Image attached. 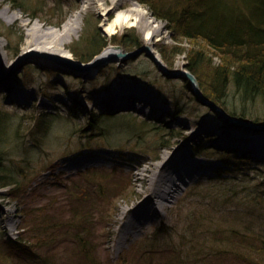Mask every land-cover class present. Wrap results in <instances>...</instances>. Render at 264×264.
Returning <instances> with one entry per match:
<instances>
[{"label": "rangeland", "instance_id": "rangeland-1", "mask_svg": "<svg viewBox=\"0 0 264 264\" xmlns=\"http://www.w3.org/2000/svg\"><path fill=\"white\" fill-rule=\"evenodd\" d=\"M20 1L22 8L13 6L10 0H0V38L5 56L4 65H0V111L7 122L1 145L6 156L3 159L25 185L17 199L6 195L9 186L0 187L2 232L13 239L20 235L34 242L22 233L28 227L30 215L58 212L57 216L66 221L71 207L66 195L80 197V192L87 193L89 188L97 190L99 183L107 182L110 186V177L102 173L114 170L126 187L120 193L113 190L103 205L101 196L94 192L98 204L92 211L98 212L90 225L89 241L95 247L97 264H168L169 257H175L174 264H264V254L241 247L237 240H232L233 236H228L230 229L245 230L250 223L253 229H264V164L229 159L231 152L223 158L216 153L246 147L264 161V146L253 147L257 135H262L264 142V123L231 116L229 120L218 118L208 111L200 88L199 99L188 94L192 84L179 76L189 72L184 54H170L168 66L159 52V48L169 50L174 44L197 49L202 43L191 46L185 39H173L166 21L153 15L147 3L137 0H122L114 11L109 7L110 0H105L104 6L109 7L106 22L113 20L116 11L128 8L131 1L146 11L137 25L116 26L110 35L103 30V16L94 0ZM84 2L86 7L80 13L78 29L69 26L61 30ZM147 16L153 17L159 26L157 36L149 43L145 38ZM95 30L108 40L100 52L107 46L122 52L148 46L168 71L159 69L143 51L127 59L112 56L86 71L57 64L39 54L21 55L28 40L40 44L58 42L70 52L82 33ZM9 31L12 33L8 34ZM131 34L140 45L128 49L119 41ZM19 57L21 60L15 63ZM215 57L213 62L217 61ZM72 60L76 61L73 56ZM210 67L204 62L200 69L210 74ZM182 79L187 80L186 85ZM142 88L148 92L151 105L140 103L143 98L135 92ZM231 99L238 102L235 97ZM173 100L178 102L175 109ZM213 107L220 110L218 105ZM93 108L105 112H96L103 128L101 136L98 129L89 130L87 126ZM33 111L45 114V128L39 130L36 126L31 117ZM102 114L108 117L102 119ZM231 126L248 127L250 132ZM196 141L206 143L207 149L200 155L194 154ZM167 142L170 144L161 148ZM172 148L178 149L174 155ZM74 151L79 153L75 157L71 156ZM180 156L182 165L196 174L183 173L185 180L176 181V192L162 202L164 206L158 214L142 220L139 232H126L116 250L120 235L134 227L133 224L127 228L129 221L137 222L132 218L133 209L140 200L152 197L156 185L151 179L166 172L159 163ZM87 157L95 161L84 165ZM219 166L231 172L229 178L214 176ZM46 205L51 207L44 209ZM56 229L51 230L56 247H24L30 253V264L46 263L48 255H52V264H85L87 261L80 260L76 253L71 233ZM17 252L21 254L23 250Z\"/></svg>", "mask_w": 264, "mask_h": 264}, {"label": "trees", "instance_id": "trees-1", "mask_svg": "<svg viewBox=\"0 0 264 264\" xmlns=\"http://www.w3.org/2000/svg\"><path fill=\"white\" fill-rule=\"evenodd\" d=\"M10 1L13 6L22 8L23 4L20 0ZM137 1L147 3L151 7L153 15L166 21L167 26L173 32V39H185L191 46L202 43L201 47L197 49H188L185 46L174 44L169 50L165 47L159 48V52L162 60L168 66L170 65L168 61L170 54H184L187 61L185 68L196 76L199 88L201 89L202 100H204L208 111L213 112L218 118L224 117L229 120L231 117H237L253 121L259 125L264 123V0ZM11 33L12 31L8 32V34ZM107 43L108 40L97 30L92 33L90 32V34L84 32L81 34L79 40H76L71 45V49L69 50L75 60L88 62ZM119 43L128 49L130 46L140 45V41L133 34L122 37ZM16 50L14 51V56L17 54ZM209 53H212V56L206 55ZM213 56H216L217 61L213 62ZM203 61L211 64L210 71L212 72L210 74L200 69L201 64L204 63ZM34 64V67H38ZM27 65L32 66V64ZM179 80L181 81V79ZM182 82L186 85L187 80L182 79ZM228 88L231 89L228 90ZM45 89L47 90L48 87ZM190 90H188V94L194 98H200L193 91L192 85ZM231 97H235L238 102L232 101ZM210 102L218 105L220 110L211 106ZM171 104L174 109L178 106L177 100H173ZM93 110L94 112L91 113L87 126L90 128L89 130L98 129V134L101 136L103 135V128L100 124L99 113L105 112L96 108H93ZM36 114L39 117L35 118ZM31 117H34L35 124L39 130L43 127L45 128V114H42L40 111H33ZM105 117L108 116L102 114L101 118ZM5 119L6 116L0 111V187L9 186L6 195L17 199L25 185H23V180H19L16 176L15 169L9 167L6 159H3L6 156L1 145V137L4 132L5 123H7ZM231 128H238L245 133L250 132L248 127H246L247 129H240L237 126H231ZM195 143L193 147L195 155H200L201 152L207 149L206 143L200 141H196ZM169 144V142L162 143L161 148H165ZM244 148H232L230 151L221 150L216 153L223 158L231 152L229 159L264 164L263 159L255 156L258 153ZM75 152L77 151H74L71 156L75 157L74 155L77 156L79 154H75ZM230 173L229 170H225L219 166L214 176L221 179L223 177L229 178ZM102 175L106 178L110 177L112 183H110V186L107 182H104L105 185L99 183L97 190L96 187H93V189L89 188L87 193L80 192V197L77 198L72 193L66 195L71 200L68 203L71 207L66 221H62V218L57 216L58 212H56V215L54 212L51 214L47 211L36 216L30 215L27 221L29 222L28 227L23 228L22 233L25 232L29 236V239H34V242L24 240L20 235L16 239H13L0 229V264H30V258L28 257L30 253L25 252L24 247L27 246L30 249H34V246L41 247L45 245H49L47 246L48 249L56 247L57 241L54 236V231L58 230L56 228H64V233L66 231L71 233L76 253L78 252L77 255L80 260L85 259L88 264H97L93 254L95 247H92V241H89L91 240L90 225L94 222L95 212H98L92 211V208L98 204L95 193L101 196V205H103L108 194H113V190L114 193L117 190L120 193L122 188L126 187L123 178L116 177L117 175L114 170L107 171V173L103 172ZM53 200L55 203L57 197ZM66 200L68 202L67 198ZM75 200L78 201L75 202ZM50 207V205H46L44 209ZM100 211H102L101 206ZM22 213L24 214V211ZM29 213L31 214V212ZM53 229L54 231H51ZM228 236H233L232 240H237L236 242L241 247H250V250L260 255L264 254V229H253L250 223L245 227V230L230 229ZM19 249L23 250L24 253L19 254L17 252ZM51 256L48 255V260L43 264H52L53 260ZM174 262L175 257H169L168 264H174Z\"/></svg>", "mask_w": 264, "mask_h": 264}, {"label": "bare ground", "instance_id": "bare-ground-1", "mask_svg": "<svg viewBox=\"0 0 264 264\" xmlns=\"http://www.w3.org/2000/svg\"><path fill=\"white\" fill-rule=\"evenodd\" d=\"M97 6L96 8L100 10L101 15L103 16V30L107 35H110L116 26H125V25H137L141 18L146 14V11L137 3L134 1H131V4L128 8L118 10L115 12V16L111 22H106L105 15L106 11L108 10L109 7L112 6V10L114 11L116 7L119 5V3L122 0H110V6H104L105 5V0H94ZM86 7V3L84 2L81 9L76 11L72 16H70L65 23L63 24L61 30H65L66 28L73 27L74 30H77L79 27V17L81 11ZM145 27H146V34L145 38L147 42H151L154 40V38L157 36L159 26L155 23V19L151 16H147L145 19ZM61 30H58L56 32H59ZM152 49V48H151ZM37 52H50L55 55H58L59 57L66 58V59H72L71 53L64 49L62 44H59L58 42L54 41H49V42H44L43 44L39 43V41L32 42V40H28L26 42V45L21 53V55H28V54H33ZM114 52V49L112 46H107L104 49V54L112 53ZM153 54L157 55L155 51H153ZM5 62V56L3 55V40L0 38V65L3 66ZM138 93V96L143 98L141 99L140 103L144 102L145 104H149V97H148V92H144V89H140ZM137 104V103H136ZM143 105V104H140ZM240 128V126H237ZM240 129H247L245 127L240 128ZM242 137L241 139H243ZM257 142L253 143V147H263L264 142L262 140V135H257L254 137ZM253 138V142H254ZM249 139H251L249 137ZM179 148V147H178ZM173 149V148H172ZM178 149H173L171 150V155H174ZM95 159L87 157L85 160H83V164L87 165L89 163L94 162ZM182 160L181 156L177 157L176 159H171L167 160L165 162H160L159 167L160 169L165 168L166 172L164 174L158 173L155 175L152 179L151 182L155 183V187L152 191V197L150 196L147 197V200H140L139 203L137 204L136 208L133 209L132 211V218L133 220L137 221L136 223H132L131 220L127 224V228L129 226H132L134 224V227H130V230L126 229L119 237L116 245V250H118L119 246L122 244L126 232L133 234L136 233L137 231L139 232L140 228L139 225L142 220L144 219H153L156 214H158V210L160 207H163L164 205L162 204L163 201H168L171 196L176 192L178 185L176 184L177 180H185L183 177V173L186 175H194L196 174L195 171L191 169H187V167H184L182 165ZM158 171H156L157 173ZM159 204L157 206L156 204ZM127 209H123V212H125ZM138 226V228H137ZM136 227V228H135Z\"/></svg>", "mask_w": 264, "mask_h": 264}, {"label": "water", "instance_id": "water-1", "mask_svg": "<svg viewBox=\"0 0 264 264\" xmlns=\"http://www.w3.org/2000/svg\"><path fill=\"white\" fill-rule=\"evenodd\" d=\"M145 52V54L151 59V61H153V63L159 68L161 69L163 72L168 71L167 68L165 67V65L162 63V60L160 59V57H158L157 55L153 54V52L150 50V48L148 46H142L139 49H136L134 51H130V52H122L120 50L118 51H114L112 53H108V54H104V50H102L100 53H98L97 55H95L90 61L88 62H80V61H74L72 59H66V58H62L59 57L58 55H55L53 53L50 52H37V53H33V54H39L42 57L45 58H49L51 60H53V62L57 63V64H68L71 67H76L78 70H88L91 69L92 67L98 66L100 64H103L105 61H107L108 58L110 57H116V58H121V59H127L129 57L134 56L135 54H138L139 52ZM22 57H19L15 63H18L21 60ZM171 75H175L177 73H171ZM180 77H186L189 79L190 83L192 84V88L193 91L200 96L199 94V90H198V82L196 80V78L190 73V72H183L181 73V75H179ZM211 106H214L213 104L209 103Z\"/></svg>", "mask_w": 264, "mask_h": 264}]
</instances>
